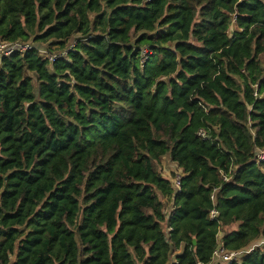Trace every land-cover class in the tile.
Returning a JSON list of instances; mask_svg holds the SVG:
<instances>
[{
    "label": "trees",
    "instance_id": "16d2710c",
    "mask_svg": "<svg viewBox=\"0 0 264 264\" xmlns=\"http://www.w3.org/2000/svg\"><path fill=\"white\" fill-rule=\"evenodd\" d=\"M0 41L38 47L0 58V264H264V0H0Z\"/></svg>",
    "mask_w": 264,
    "mask_h": 264
},
{
    "label": "built area",
    "instance_id": "2783aa9c",
    "mask_svg": "<svg viewBox=\"0 0 264 264\" xmlns=\"http://www.w3.org/2000/svg\"><path fill=\"white\" fill-rule=\"evenodd\" d=\"M235 14L232 15V23L235 22ZM233 26L230 27L228 30L229 33H232ZM38 48L32 43H21V42H5L0 41V58L2 56H7L15 52H25L27 50ZM145 52V50H144ZM41 55L46 57L49 62H53L55 59L61 56H65L67 51H61L57 53H49L45 49H40ZM254 96H257V93H254ZM197 135L200 136L203 140H211L210 135L208 134V131L206 129H199L197 132ZM255 162L260 163L264 162V148L263 149H257L254 155ZM183 178L182 171H174V175L171 177V183L173 192L178 193L181 190V180ZM231 178V170H229L227 173H222V179L223 181H228ZM217 188H213L212 194L210 196V199L215 202V191ZM165 212L169 214L171 210V203L166 204L164 208ZM218 216V211L215 209V206L210 210L209 212V218L214 220ZM220 234V233H218ZM262 242H264V239H261ZM238 259V253L235 251H229L226 250L222 241L221 236L217 235L216 238V245L214 247V250L212 252L211 261H216L217 264H232ZM210 261V262H211Z\"/></svg>",
    "mask_w": 264,
    "mask_h": 264
},
{
    "label": "rangeland",
    "instance_id": "374dc122",
    "mask_svg": "<svg viewBox=\"0 0 264 264\" xmlns=\"http://www.w3.org/2000/svg\"><path fill=\"white\" fill-rule=\"evenodd\" d=\"M176 167H177V165H176ZM175 167V168H176ZM158 168L160 169V171H161V173L165 176V177H167V178H170L171 179V177L174 175V171H173V169L171 168V166H170V159H169V157H165V158H163L161 161H160V163L158 164ZM176 171H180V170H176ZM173 172V173H172ZM166 204H168L167 202H166ZM221 234H223V231H221L220 232V234H218L219 235V237L221 236ZM260 243H264V242H262L261 240H260Z\"/></svg>",
    "mask_w": 264,
    "mask_h": 264
},
{
    "label": "crops",
    "instance_id": "0c3cea01",
    "mask_svg": "<svg viewBox=\"0 0 264 264\" xmlns=\"http://www.w3.org/2000/svg\"><path fill=\"white\" fill-rule=\"evenodd\" d=\"M170 166L173 169V171L180 170L178 167H176V164L170 160ZM176 167V168H175ZM181 171V170H180ZM173 173V172H172ZM223 234H221L222 236ZM208 264H217L216 261H211Z\"/></svg>",
    "mask_w": 264,
    "mask_h": 264
}]
</instances>
